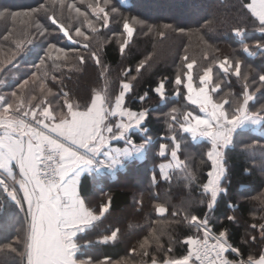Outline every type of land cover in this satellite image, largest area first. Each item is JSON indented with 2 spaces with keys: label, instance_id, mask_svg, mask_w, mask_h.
I'll return each mask as SVG.
<instances>
[{
  "label": "snow or ice",
  "instance_id": "obj_1",
  "mask_svg": "<svg viewBox=\"0 0 264 264\" xmlns=\"http://www.w3.org/2000/svg\"><path fill=\"white\" fill-rule=\"evenodd\" d=\"M79 3H86V8L78 7L76 0H43L30 12L0 11V20L13 25L3 36L8 46L0 45V86L19 58L33 51L36 40L51 34L41 16L71 44L78 45L70 54L48 43L43 57L34 65L36 70L20 78L15 90L0 93V264H9L8 257L11 264H264V216L257 221L253 214L250 231L242 239V244L256 252L245 253L233 242L227 225L217 228L211 222L218 196L227 191L223 186L225 156L235 135L250 126H259L264 135V103L256 97L257 93L264 96V73L250 79L251 66L244 59L219 55L220 50L208 44L197 29L194 34L205 45L199 59L190 56L185 47L173 75L162 76L150 91L138 95L133 82L138 81L142 70L151 67L153 59L151 54L146 55L137 63L135 74L131 67L124 69L117 90L110 91L108 67L90 41L97 38L100 29L110 28L118 9L110 7L111 0ZM65 11L71 16L69 23L62 19ZM237 15L261 35L250 46L245 42L247 23L234 24L231 32L240 38L242 52L264 56V0H240ZM216 22L214 14L204 27L211 30ZM120 24L123 39L119 51L123 56L135 25L143 22L121 17ZM163 29L156 30L161 39L172 26L165 24ZM89 60L100 69L99 79L104 84L92 89L83 107L63 86L59 90L49 86V81L60 79L55 74L57 69L81 71ZM236 83L240 88L234 91ZM170 95L184 103L164 113L166 132L154 142L148 128L154 109L145 105L156 98L167 104ZM135 99L139 107L134 110L130 101ZM189 139L208 146L206 160H201L209 164L205 181L198 182L189 163L192 156L185 147ZM121 141L123 147L113 146V142ZM154 148L160 162L158 171L151 174V187L161 180L170 184L178 174L189 190L198 183L199 204L204 210L194 213L191 199L177 204L157 195L146 218V235L137 240L127 256L113 262L108 257L101 260L87 255L85 249L94 243L115 244L120 229L111 230L98 241L89 238L110 214L112 198L91 206L81 194V177L87 174L98 180ZM254 199L264 209V193ZM137 203L143 207L142 200ZM19 214L20 227L10 234L11 221ZM226 219L235 223L238 218L228 215ZM180 226L190 231L176 236ZM177 245L183 251H178Z\"/></svg>",
  "mask_w": 264,
  "mask_h": 264
},
{
  "label": "trees",
  "instance_id": "obj_2",
  "mask_svg": "<svg viewBox=\"0 0 264 264\" xmlns=\"http://www.w3.org/2000/svg\"><path fill=\"white\" fill-rule=\"evenodd\" d=\"M42 2L43 0H0V11L30 12ZM87 2H94V0H87ZM76 3L82 10L86 8V3L81 4L79 0H76ZM239 3L240 0H111L110 7L117 8L119 14L113 15L109 29H100L97 38L90 41L92 47L98 50L103 63L108 67L107 79L110 91L117 90L118 82L122 78V71L131 67L135 74L137 63L143 60L146 55L151 54L153 59L149 62L151 67L142 70L138 81L133 82L134 93L138 95L150 91L162 76L171 77L173 75L176 65L181 63L179 57L183 55L185 47L188 48L190 56L199 59L205 45L199 36L194 34L197 29L200 30V34L208 44L220 50L219 55H234L244 59L245 64L251 66L250 79L257 77L259 73H264V56L252 57L243 53L240 38L235 37L231 32L234 24L247 23L245 42L253 46L261 38L260 33L250 22L237 15ZM161 8L164 9L162 14L157 13ZM214 14L217 22L209 30L204 25L208 20L213 19ZM121 17H135L143 22L142 25H135L134 35L123 56L119 51L120 42L123 39L119 35L122 30ZM62 19L65 23L71 22V16L67 11L64 12ZM41 22L50 28L51 34L46 38H38L33 46V51L19 58L18 65L8 73L4 84L0 86V93L15 90V85L20 78H26L36 70L34 65L39 63V59L43 57L48 43H55L58 47H63L69 52L73 48H78V45L71 44L43 16H41ZM165 24L171 25L172 29H177V31L165 30L166 36L161 39L156 30H164ZM8 28H13V25L0 20V45H4L5 48L9 42L4 41L3 36L8 34L6 31ZM150 28L152 31H149ZM179 29L184 31L180 32ZM10 40L11 37H9ZM105 41L107 42L105 43ZM251 50L255 51L254 48ZM73 63L76 62L73 61ZM201 63H206V61H201ZM81 67L83 69L81 71H69L68 67L57 69L55 74L60 79L55 83L49 81V86L54 90H59L63 86L83 107L92 89L102 87L104 81L99 79L100 69L96 68L90 60L88 64ZM219 75L223 76L222 73ZM232 80L234 81L235 77H232ZM239 88L240 84L236 83L233 90H239ZM169 91L171 92V89ZM256 97L259 103H264V96L257 93ZM182 103L184 102L170 95L167 104L159 103L156 98L145 105L154 109L150 122H148L149 132L154 142L166 132L164 113L170 107H179ZM130 105L135 110L139 107L138 99L130 101ZM257 130L255 132L247 128L238 131L234 138V144L227 149L226 174L223 179V186L227 191L218 196L217 206L211 216V222L215 227L219 228L222 224L228 226L233 242L240 246L245 253L257 251L242 244L246 231H250L248 225L252 222L253 214H256L257 221L260 216H264V209L261 208L259 201L254 199L264 193V152L261 151V148L264 147V135L261 134L259 128ZM134 138L139 142V134H136ZM248 145L254 147L249 148ZM185 147L187 153L192 156L189 163L198 176V182L205 181L209 164H202L201 160H206L204 154L208 146L200 141L189 139ZM159 162L160 158L156 156L154 148L151 152L144 154L142 161L127 162L123 170L113 176L106 173L98 180H94L90 175L81 177V194L91 206L96 207L109 196L112 198L110 214L106 215L100 225L90 233L89 238L98 241L102 235L110 233L111 230L120 229V238L115 244L94 243L85 249L87 255L101 260L108 257L113 262L127 256L137 240L146 235L148 225L146 218L152 213L151 205L155 202L157 195L160 199L170 198L173 203L177 204L183 199H191L193 212L202 213L204 208L199 204L201 189L198 183L193 184L189 190L184 181L177 178V174L170 184L161 180L155 188L151 187L150 177L153 171H158ZM141 200L143 201L142 208L137 203ZM228 215L237 216V221L235 223L227 221ZM21 221L22 214L11 221L10 234H14L15 229L20 227ZM189 231L187 227L180 226L175 235L183 236ZM2 242L3 237L0 236V243ZM177 249L183 251L180 245H177ZM8 260L11 264L12 258L8 257Z\"/></svg>",
  "mask_w": 264,
  "mask_h": 264
},
{
  "label": "crops",
  "instance_id": "obj_3",
  "mask_svg": "<svg viewBox=\"0 0 264 264\" xmlns=\"http://www.w3.org/2000/svg\"><path fill=\"white\" fill-rule=\"evenodd\" d=\"M121 144L122 145H113L114 147H123L124 145H123V142H121ZM144 159V155L143 156H141V157H137V158H133V159H131V160H129V162L130 161H142ZM123 168H124V166L123 167H118L117 169H116V171L115 172H112V173H110V175L111 176H113L115 173H117L118 171H121V170H123ZM85 175H87V174H85ZM84 176V175H83Z\"/></svg>",
  "mask_w": 264,
  "mask_h": 264
},
{
  "label": "rangeland",
  "instance_id": "obj_4",
  "mask_svg": "<svg viewBox=\"0 0 264 264\" xmlns=\"http://www.w3.org/2000/svg\"><path fill=\"white\" fill-rule=\"evenodd\" d=\"M163 11H164V9L161 8V9H159V10L157 11V13L162 14ZM255 56H256V55H255ZM255 56H252V57H255ZM249 128L252 129L253 131L257 132V131H258L257 129L259 128V126H250ZM121 142H122V141H121ZM121 142H118V143H117V142H113V145H119V146H120V145H122ZM127 162H129V161H126L125 164H126ZM125 164H124V166H125Z\"/></svg>",
  "mask_w": 264,
  "mask_h": 264
}]
</instances>
